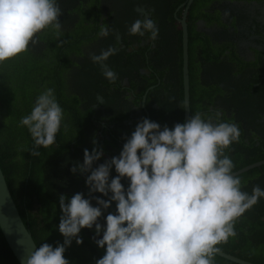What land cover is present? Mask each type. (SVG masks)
Instances as JSON below:
<instances>
[{
    "label": "clouds",
    "instance_id": "clouds-1",
    "mask_svg": "<svg viewBox=\"0 0 264 264\" xmlns=\"http://www.w3.org/2000/svg\"><path fill=\"white\" fill-rule=\"evenodd\" d=\"M61 15L58 0H0V64L36 45L37 34L46 29L59 37ZM111 31L102 24L98 36L106 38ZM128 33L147 35L154 43L159 29L152 18L143 17L131 24ZM115 54L111 46L90 54L110 83L118 74L105 64ZM183 108H190L186 101ZM223 115V110L191 113L186 122L171 128L142 118L119 155L96 167L104 150L93 139L91 152L85 149L83 162L70 169L73 175L87 174V197L83 193L58 197L63 242L41 243L25 264H70L64 253L73 240L83 243L79 234L85 228L94 229L95 244L105 250L95 264H215L218 245L237 235V219L264 199L259 185L251 194L242 191L234 163L224 151L239 142L241 131L238 123L224 120ZM64 122L55 90L46 87L30 114L19 121L34 142L30 154L38 157L39 149L55 145ZM122 180L128 181L127 187ZM113 203L115 212L108 213L102 225L99 219Z\"/></svg>",
    "mask_w": 264,
    "mask_h": 264
},
{
    "label": "flooded vegetation",
    "instance_id": "flooded-vegetation-1",
    "mask_svg": "<svg viewBox=\"0 0 264 264\" xmlns=\"http://www.w3.org/2000/svg\"><path fill=\"white\" fill-rule=\"evenodd\" d=\"M58 4L62 11L61 33H74L73 44L65 40L67 51L58 52L54 59L46 53L39 56L45 64L67 62L70 74L63 71L62 77L64 89L72 93L59 103L70 106L73 95L78 102L71 118L65 115L64 123L73 132L70 135L66 129L63 152L58 151L36 164L42 178L44 173L48 175L47 182L53 178L52 184L48 182V189L51 187L53 193L62 186L64 194L71 198L76 194L75 183H85L87 174L73 175L70 169L76 162H83L84 148L92 147L93 139L104 150V157L96 167L117 152V147L108 142L114 139L124 144L120 137H130L142 118L155 121L163 128L179 115L180 100L175 99L176 107L172 109L171 91L180 96L177 83L178 74L181 72V80L183 76L185 33L189 94L192 89L204 96L207 94L205 81L211 86L217 83L220 95H215V105L208 112L223 110L228 121L235 119L240 124L247 146L253 143L264 147V0H58ZM79 14L83 16L82 23L77 19ZM143 17L152 18L159 29L154 43L147 35L141 38L128 33L131 24ZM102 24L112 30L106 38L98 36ZM50 32L53 31L50 29ZM40 34L36 45L42 44ZM110 46L116 54L109 57L105 67L118 74L115 83H110L102 75L100 65L90 59L91 53L100 54ZM45 80L34 83L39 94ZM251 81H254L252 87ZM55 82L49 88H60V81L55 79ZM252 100L260 118H254ZM58 137L59 133L55 145H59ZM115 175V171L111 173ZM15 178L14 198L19 211L26 221L30 215L39 216L38 191L27 192L36 190V180L27 184L22 173H16ZM122 184L127 187L128 181L122 180ZM114 209L115 204L104 215Z\"/></svg>",
    "mask_w": 264,
    "mask_h": 264
},
{
    "label": "trees",
    "instance_id": "trees-1",
    "mask_svg": "<svg viewBox=\"0 0 264 264\" xmlns=\"http://www.w3.org/2000/svg\"><path fill=\"white\" fill-rule=\"evenodd\" d=\"M67 19V18H66ZM66 19H64V22H66ZM77 19L79 22H83V16L82 14L77 15ZM67 23V22H66ZM79 23L76 24L78 26ZM75 36L74 33L68 32L62 33L59 37L55 35L54 32H50V29H46L41 32L39 35L40 40L42 44L38 45H29L28 50L24 53L18 54L19 56L13 57L14 58H22L25 63L27 64H37L44 69V73L46 76H40L36 79V81H40V83L47 78V80L44 81V86L42 88L51 87L53 83L55 82V79L57 82H59L60 88H55V95L59 102V100H64L69 98L72 92H68L64 89V80L62 77V73L70 74L67 72L68 66L64 62H55L50 63L47 62L46 64L42 62L39 54L40 53H46V56L49 58H53L56 56L60 51H67V48L65 45V40L69 44H73L72 38ZM33 53L37 55L34 56ZM71 62V61H69ZM36 65V66H37ZM179 70V68L177 69ZM178 83L177 88L180 90V96L175 93L174 90L173 96L171 97V107L174 109L176 107V101L175 99H179L180 102L178 104V110H180L179 115L175 116L171 123L168 126H173L176 123H182V117H183V109H182V80H181V72L178 74ZM35 81V82H36ZM205 85L207 87V94L204 96H200L194 93V90L191 89L190 94V101H191V113L195 114L196 112H200L205 115H209L211 112H208V109H210L211 105L214 106L215 102V95H220L218 91L220 90L219 87H216L217 83L213 84L211 86L208 82L205 81ZM254 81H251V87L253 86ZM23 82L21 81L18 84V87L22 88ZM8 80L5 77V75L2 72V64H0V165L2 167L3 173L5 175L7 184L10 188V191L12 192L13 197H15V184H16V173H22V176L27 178V184H30L31 181H35L36 184V190L35 189H29V192H37V201H39V216L36 215H30L29 218L23 217L22 212V218L25 224L28 225V228L37 243L38 246H40L41 243H49L55 246L57 242L62 243L63 237L58 231V224L59 219L61 215V211L59 209V195L64 194L63 187L61 189L59 188V191H56V193H53L50 189H48V182L52 184L54 182L53 178L51 177V180L47 182L48 175L46 176L45 173L43 174V178L41 175V178L36 175V164L42 161L45 151L48 149L50 150V154L48 157L52 156L54 153L63 152V147L66 141V129L69 130V134L71 135L73 132L72 128H67V125L65 128L62 129L61 132H59L58 137V144L59 145H52L49 146L47 149H39L41 152L40 156H32L30 152L33 149V140L28 132L26 130V135H23L21 137L16 136H10V133H7L11 131L12 127L11 125L7 124L8 121L5 122V119L8 117V114L14 116V120L18 121L19 117L21 116L20 110H15L14 108H10V103H8L7 100L4 99L3 91L6 86H8ZM210 87V88H209ZM40 88V87H39ZM192 88V87H191ZM37 94L33 96L30 101V109L32 110V107L34 106V102L36 97L39 95L38 93V87L36 86ZM43 89V90H44ZM211 89H215V92L210 91ZM262 90H264V87H262ZM181 98V99H180ZM72 104L70 106H65L64 104H61V107L65 113V115L70 116L72 112L77 108L76 103L78 102V98L73 95ZM10 102V101H9ZM249 103V102H248ZM254 104L255 101L252 100V109L254 111ZM9 112V113H8ZM264 112V108H263ZM190 113V114H191ZM254 118H260V115L254 111ZM223 119L228 121L227 118L223 116ZM228 122H236L235 119H231V121ZM239 124V123H238ZM17 124L13 126L15 128ZM264 127V123L262 124ZM169 127V128H171ZM240 127V124H239ZM22 130V129H21ZM241 135L238 143H233L230 145V149H225V155H228L233 163H234V170L247 165L251 162L260 160L264 158V147L262 144L259 146H254L253 143L249 144L247 146L246 140H244V137H242V128L240 127ZM79 135L76 136V138ZM110 136V135H109ZM113 138V137H110ZM121 142H126L127 137L121 136ZM109 145L117 147V152H115V156H118L123 144L118 143L117 140H110L108 142ZM100 144V143H99ZM98 144V146H100ZM94 147V144L92 147L88 148L89 152H91L92 148ZM101 147V146H100ZM86 148H84L85 150ZM17 156H20L17 158ZM47 157V158H48ZM20 169V170H18ZM30 172V174H29ZM114 170L112 171V173ZM241 179V185H242V191L248 192L251 194L252 188L254 186L259 185L262 189H264V165H261L259 167H255L243 174L238 175ZM45 178V179H44ZM80 179V177H77ZM44 179V182L42 181ZM34 184V186H35ZM85 183H75V193H83L82 191L87 190V187L81 188L84 186ZM33 186V187H34ZM32 188V186L30 187ZM35 188V187H34ZM87 193L85 196L87 197ZM65 195V194H64ZM96 195V194H95ZM100 196V194L98 195ZM104 199H107L106 197H101ZM15 199V198H14ZM115 203L112 204V206ZM93 205L95 206V201H93ZM19 206V204H18ZM112 206L108 209L110 210ZM21 210V208H20ZM111 213L115 212L114 210L110 211ZM108 212V213H110ZM107 213V214H108ZM106 214V215H107ZM105 215L103 214L100 218L99 222L103 225ZM37 221V222H36ZM235 231L237 235L234 238H229L227 243L218 245V247L221 248V250L233 253L239 257H242L244 259L257 262L258 264H264V199H260L256 205H254L249 210H246V212L237 219L235 223ZM80 237L83 240V243L80 245H77L75 243V240H73L70 247L66 249V252L64 253L65 258L69 260L70 264H95V261L99 258H101L104 255V249L99 248L94 240V229H82L80 232ZM215 264H236L229 260H226L222 257H219L215 255L214 257ZM0 264H18L15 260L14 256L12 255L10 249L8 248L2 233L0 231Z\"/></svg>",
    "mask_w": 264,
    "mask_h": 264
},
{
    "label": "water",
    "instance_id": "water-1",
    "mask_svg": "<svg viewBox=\"0 0 264 264\" xmlns=\"http://www.w3.org/2000/svg\"><path fill=\"white\" fill-rule=\"evenodd\" d=\"M184 54H183V106L185 101L190 107V94H189V76H188V54L186 50V33L184 34ZM190 108H183L182 123L186 122L190 117ZM264 165V158L251 162L234 170L235 175L243 174L255 167ZM0 231L2 236L10 249L12 255L18 264H25L28 255L39 247L35 242L28 225L25 224L21 217L17 203L10 191L7 184L5 175L0 165ZM226 260L236 264H258L233 253L221 250L218 254Z\"/></svg>",
    "mask_w": 264,
    "mask_h": 264
},
{
    "label": "rangeland",
    "instance_id": "rangeland-1",
    "mask_svg": "<svg viewBox=\"0 0 264 264\" xmlns=\"http://www.w3.org/2000/svg\"><path fill=\"white\" fill-rule=\"evenodd\" d=\"M27 64L22 58H14L5 61L2 64V72L8 80V87L4 89L3 96L5 100L10 103V108L15 110H20L21 116L18 121L14 120V116L8 114V117L5 119V122L8 121V125H11L12 129L10 136L21 137L26 135V127L19 126L20 119L30 114L31 109L29 105L30 99L37 94L34 83L37 78L40 76H46L44 69L39 65ZM23 82L22 88L18 87L20 82ZM10 101V102H9ZM9 113V112H8ZM17 124L15 128L13 126ZM22 129V130H21ZM50 154V150H46L43 156V159L47 158ZM37 176L41 178V169L39 166H36Z\"/></svg>",
    "mask_w": 264,
    "mask_h": 264
}]
</instances>
